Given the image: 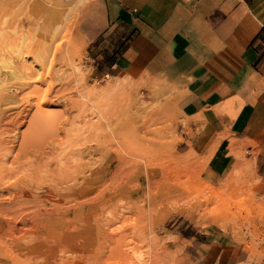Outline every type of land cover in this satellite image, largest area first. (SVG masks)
<instances>
[{"label":"rangeland","instance_id":"374dc122","mask_svg":"<svg viewBox=\"0 0 264 264\" xmlns=\"http://www.w3.org/2000/svg\"><path fill=\"white\" fill-rule=\"evenodd\" d=\"M89 1L0 0L9 36L21 26L30 41L48 16L68 28L81 72L77 81L67 69L51 74L37 94H19V106L46 95L55 117L27 145L15 134L29 131L34 110L19 129H0V264H201L202 244L221 239L238 249L239 264H264V199L246 152L230 148L221 169L215 149L178 152L193 134L181 129L173 86L95 77L76 32ZM9 52L4 38L3 73Z\"/></svg>","mask_w":264,"mask_h":264},{"label":"crops","instance_id":"0c3cea01","mask_svg":"<svg viewBox=\"0 0 264 264\" xmlns=\"http://www.w3.org/2000/svg\"><path fill=\"white\" fill-rule=\"evenodd\" d=\"M76 32L95 77L173 86L193 134L177 151L215 149L219 169L245 151L264 199V0H90ZM202 246L201 264H239L231 240Z\"/></svg>","mask_w":264,"mask_h":264},{"label":"bare ground","instance_id":"6f19581e","mask_svg":"<svg viewBox=\"0 0 264 264\" xmlns=\"http://www.w3.org/2000/svg\"><path fill=\"white\" fill-rule=\"evenodd\" d=\"M65 1L67 3L72 2V0ZM82 1L83 0H76V4H80ZM1 20L3 21L2 18ZM35 20L36 19L34 18V21ZM44 20L45 21H41L40 23H37V20L35 21L36 24L31 27L33 32L32 39L30 41H28L29 29L20 26L16 30H11L13 34L9 36L5 30L6 28L4 29L0 27V43L2 39H8V46L10 50L8 53L10 59H7L9 60V63L5 66L6 72L5 70L4 73L0 71V129H19L23 125V122L19 123V119L24 121L23 119H26L27 114L34 110V116L27 123L29 131L27 133L20 134L21 136L15 134V136L17 135L16 139H21V145L28 140L29 135L31 137L34 129L40 127L41 124H53L55 122V117L45 112L46 107L49 106L46 95L41 98L37 96V101L34 104L19 106L17 102L19 94H23V91L25 90H33V93L30 91L31 96L37 94L38 88L42 87L46 83L51 74H63L66 73L65 70L67 69V72L70 71V74L73 76V80L77 81L78 76L76 73H81L79 72L78 66L75 64V60L78 58L77 48L72 46L71 42H69L67 33L68 28L65 31L63 29V25L61 23H57L55 18L52 19L48 16ZM73 33L71 34L73 35ZM80 47L81 50L84 51V41L80 43L79 48ZM1 68H3V66ZM67 77L68 75L66 78ZM66 84L68 85L69 83ZM89 94H92V92ZM6 133H8V131ZM5 145V140L0 141V150L5 149ZM22 190L24 191L25 189L22 188ZM141 264H157V261L152 258L151 260L142 261Z\"/></svg>","mask_w":264,"mask_h":264}]
</instances>
